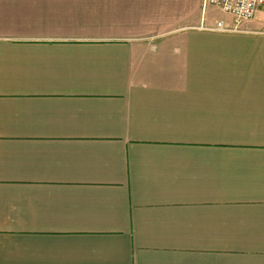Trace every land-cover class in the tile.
Here are the masks:
<instances>
[{"label":"crops","instance_id":"1","mask_svg":"<svg viewBox=\"0 0 264 264\" xmlns=\"http://www.w3.org/2000/svg\"><path fill=\"white\" fill-rule=\"evenodd\" d=\"M235 27L0 0V264H264V13Z\"/></svg>","mask_w":264,"mask_h":264},{"label":"built area","instance_id":"2","mask_svg":"<svg viewBox=\"0 0 264 264\" xmlns=\"http://www.w3.org/2000/svg\"><path fill=\"white\" fill-rule=\"evenodd\" d=\"M205 7H215L231 16L236 24L235 30L253 21L258 12L264 8V0H204ZM218 31H228L224 22H218Z\"/></svg>","mask_w":264,"mask_h":264},{"label":"rangeland","instance_id":"3","mask_svg":"<svg viewBox=\"0 0 264 264\" xmlns=\"http://www.w3.org/2000/svg\"><path fill=\"white\" fill-rule=\"evenodd\" d=\"M260 11H261L262 13H264V8H262ZM260 11H259V12H260Z\"/></svg>","mask_w":264,"mask_h":264}]
</instances>
